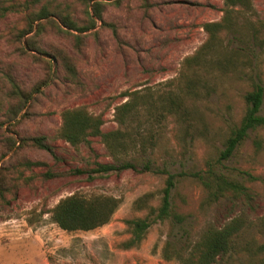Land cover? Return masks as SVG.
Masks as SVG:
<instances>
[{
  "label": "rangeland",
  "instance_id": "1",
  "mask_svg": "<svg viewBox=\"0 0 264 264\" xmlns=\"http://www.w3.org/2000/svg\"><path fill=\"white\" fill-rule=\"evenodd\" d=\"M147 1L146 8L141 0L105 1L101 21H96L93 28L69 30L82 34L78 48L70 34L46 23L51 18L64 29L55 16L37 18L33 26L38 22L45 25L35 36L42 52L24 47V38L33 31L19 35L28 14L40 9L69 13L81 24L85 8L81 1L0 0V5L7 8L0 15V166L6 187L0 193V264H179L171 248L185 254L206 227H218L233 217L243 226L228 253L210 264H264V228L259 225L264 214V185L256 180L248 182L241 174L245 171L264 176V128L248 132L232 156L216 163L217 169L247 186V196H226L205 203L200 183L184 176L170 192L172 207L185 215L184 221L174 225L153 222L137 246H119L128 236L123 220L144 213L133 205L138 196L153 192L149 203L155 204L167 172L205 170L207 159L221 148L227 126L242 114L241 94L249 88L244 80L217 76L209 96L193 99L187 121L164 117L155 146L133 170L87 178L86 172L95 162L111 161L100 138L90 137L89 144L74 149L57 135L60 112L79 106L102 115L101 131L116 128L113 108L126 99L124 92L163 88L176 76L182 58L204 39L202 24L218 19L222 8V0ZM251 5L255 11L252 19L264 23V0H251ZM237 44L233 41L230 46ZM240 45L253 56L264 80V43L260 48L250 41ZM56 49L65 51L73 61L75 79L66 77L59 62L44 53ZM44 60L50 61V70ZM6 75L22 88L45 81L18 111L14 128L21 135H43L53 146L55 159L37 148L15 151L13 147L1 155L5 136L12 134L8 122H2L8 107ZM26 106L27 113L19 118ZM259 113L264 116V98ZM254 135L262 142L258 152L252 148ZM23 159L42 161L43 165L25 167ZM46 170L56 174L44 177L42 172ZM73 192L109 194L119 197L120 202L107 223L86 231H65L51 221L48 211L59 198ZM164 249L170 252V259L163 257Z\"/></svg>",
  "mask_w": 264,
  "mask_h": 264
},
{
  "label": "trees",
  "instance_id": "2",
  "mask_svg": "<svg viewBox=\"0 0 264 264\" xmlns=\"http://www.w3.org/2000/svg\"><path fill=\"white\" fill-rule=\"evenodd\" d=\"M84 5V23L78 24L69 13L50 12L40 9L28 14L24 28L19 31L21 35L33 31L24 38V47L34 51H42L35 36L44 29V23L38 22L33 26L35 19L53 15L58 23L49 18L46 23L58 32L70 34L73 45L78 48L82 41V34L71 33L69 30L83 32L94 27L96 21H101V8L109 0H80ZM117 3L118 0H113ZM144 8L148 1L141 0ZM7 8L0 5V15ZM255 11L251 0H222L221 15L218 19L202 24L205 33L204 39L197 47L182 58L181 66L176 76L168 79L165 86L157 91H144L138 89L124 92L126 99L113 108V118L117 127L101 131L103 123L100 113L89 112L85 107L65 108L60 112V124L57 135L72 148L79 144H89V138L98 136L111 158L110 162H95L86 177L102 175L105 173H118L124 169H135L141 163L142 157L150 151L159 138L157 131L160 122L166 116L176 121H187L193 99L198 96H209L214 91L213 79L217 76L231 75L236 80L247 82L248 89L241 94L243 111L236 122L227 126V132L221 141V148L205 162L203 172L179 171L167 172L163 185L158 190L155 204L149 203L154 197L153 192H144L138 196L133 205L136 209H143L141 216L124 219L128 236L119 242L123 249L137 246L144 238L148 227L153 222L168 221L172 225L184 221L185 215L174 211L170 200V192L176 182L184 176L194 177L204 190L203 202L216 201L221 197L238 198L247 196L248 188L231 174L216 168V163L227 160L248 136V132L264 128V116L259 113L264 98V80L253 56H250L240 44L250 41L259 48L264 43V23L252 19ZM103 23V22H101ZM112 28L111 24H106ZM112 31L114 32L113 28ZM233 41L238 44L230 46ZM43 52V51H42ZM48 53L50 59H56L69 79L76 78L75 65L67 53L56 49ZM47 70H50V61L44 60ZM9 85L5 93L8 107L2 122H8L7 129L12 133L4 138L3 155L7 150L15 147V151L22 148H37L47 152L51 158L56 155L53 146L45 141L41 134L21 135L15 130L17 113L25 106L27 100H32V93L39 92V87L45 83L40 80L29 88L20 87L15 79L6 75ZM28 106V105H27ZM27 106L21 113L22 118L27 113ZM1 122V123H2ZM254 152L261 149V139L254 135L251 139ZM25 167L43 165L42 161H21ZM222 167V166H221ZM0 166V193L5 189ZM56 173L44 171V177ZM244 180L259 181L264 185V176H252L243 171ZM120 198L109 194L83 195L73 192L59 198L49 209V218L59 228L65 231L91 230L108 222ZM27 221L30 222L29 218ZM259 225L264 228V214L259 218ZM242 221L233 217L218 227H206L196 240L191 242L185 254L179 249L171 248L172 256L179 264H210L216 258L228 253L233 245L234 236L241 230ZM168 250H163V257L170 259Z\"/></svg>",
  "mask_w": 264,
  "mask_h": 264
}]
</instances>
